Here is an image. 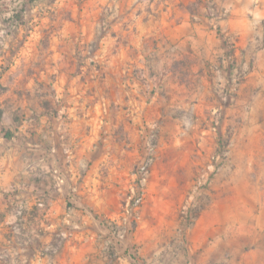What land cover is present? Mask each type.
I'll list each match as a JSON object with an SVG mask.
<instances>
[{"label": "rangeland", "instance_id": "1", "mask_svg": "<svg viewBox=\"0 0 264 264\" xmlns=\"http://www.w3.org/2000/svg\"><path fill=\"white\" fill-rule=\"evenodd\" d=\"M219 2L0 0V264H264L261 0L243 18ZM201 23L217 46L203 81L181 52ZM74 90L86 122L62 110ZM71 136L88 138L85 169L152 159L134 220L127 192L104 218L68 184Z\"/></svg>", "mask_w": 264, "mask_h": 264}, {"label": "crops", "instance_id": "2", "mask_svg": "<svg viewBox=\"0 0 264 264\" xmlns=\"http://www.w3.org/2000/svg\"><path fill=\"white\" fill-rule=\"evenodd\" d=\"M219 5L222 8H225L228 11V0H219ZM236 1V0H231ZM241 3L235 7L237 10V13L242 15L243 18V11L251 10L249 8V4L246 2L248 0H239ZM259 1V0H258ZM256 14L260 16L261 18H264V0H261L260 4L257 3ZM240 19V18H239ZM224 24H226V27L228 29V18L223 21ZM198 27V29H197ZM194 31L197 29L199 35L196 38H187L185 36V39L182 40V43L186 44L187 46L190 45L191 52H188L189 48L185 49V51L182 52L183 63H188L187 59H193V64L191 67V71L193 76L195 78H198L199 80L203 81L204 76L202 71V65H203V59L205 56L210 55V53L215 52L217 46L214 41H210L209 38L213 37L212 31H208V26L201 23L200 24H194L193 25ZM258 61L261 65H263L264 69V48L259 53ZM181 71L184 70L182 67L180 69ZM181 71H176L174 74L177 75V77H173L172 74L168 77L166 87L170 89V91H176L177 93L185 92L187 91V85H185L180 81L179 76H182ZM171 77V78H170ZM176 80V81H175ZM258 86H261L263 89V92H260V95L262 94L263 103H264V70L262 73V77H260L258 80ZM73 90V89H72ZM71 93L68 95L66 102L67 104L62 107V110L65 111L69 118H73V115L71 113L73 112H80V115L76 117V119H79L80 122H86V118L88 115V105H87V98L84 96V92L82 91H70ZM84 96V97H83ZM70 113V114H69ZM83 139L82 137H74L71 136V144L74 145V152L72 156L67 157L70 159L69 165H68V178H69V185L72 187H75V189L78 191L77 194L82 197L86 201V207L94 209L100 216L105 217H111L115 214V209L117 204L120 202L121 197L127 192V187L131 180L133 179L132 171L130 168H125V166L121 165V158L119 153H114L112 155H109L108 153H103L102 157L96 161V166L94 168V165H92L89 169H85V166L88 164V152H87V136ZM131 153H128V156H130ZM127 158H130L128 157ZM50 163H49V193H51V178L54 180V176L51 174L52 171L55 172V168L58 164L62 165L67 163V161H64V163L61 164L60 161H58V155H50ZM128 160V159H127ZM129 162V160H128ZM128 164V163H127ZM94 168V169H93ZM54 169V170H53ZM61 170V168H59ZM54 194L55 191H53ZM62 196V195H60ZM57 196H54L53 199L48 200V213L50 216L56 215V206L58 203ZM38 206H41V204H38ZM114 209V210H113ZM83 219L88 220L87 217L83 216Z\"/></svg>", "mask_w": 264, "mask_h": 264}, {"label": "built area", "instance_id": "3", "mask_svg": "<svg viewBox=\"0 0 264 264\" xmlns=\"http://www.w3.org/2000/svg\"><path fill=\"white\" fill-rule=\"evenodd\" d=\"M151 158L143 159L137 166L133 179L127 187V194L123 200V211L135 219L137 209L142 205L147 190L149 178L151 176Z\"/></svg>", "mask_w": 264, "mask_h": 264}, {"label": "trees", "instance_id": "4", "mask_svg": "<svg viewBox=\"0 0 264 264\" xmlns=\"http://www.w3.org/2000/svg\"><path fill=\"white\" fill-rule=\"evenodd\" d=\"M2 89V87L0 86V90ZM1 115H2V111L0 110V120H1Z\"/></svg>", "mask_w": 264, "mask_h": 264}]
</instances>
